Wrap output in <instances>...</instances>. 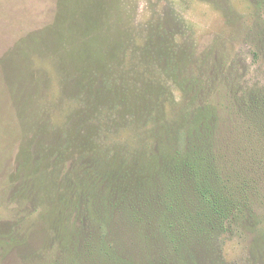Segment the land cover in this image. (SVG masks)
<instances>
[{
  "label": "trees",
  "instance_id": "16d2710c",
  "mask_svg": "<svg viewBox=\"0 0 264 264\" xmlns=\"http://www.w3.org/2000/svg\"><path fill=\"white\" fill-rule=\"evenodd\" d=\"M63 1L53 56L71 102L17 156L11 202L37 214L1 225L0 255L42 228L41 264H225L223 236L245 233L259 264L264 88L236 70L231 44L264 55V0L249 21L204 0L225 4L233 41L203 48L172 9L131 25L118 0Z\"/></svg>",
  "mask_w": 264,
  "mask_h": 264
},
{
  "label": "rangeland",
  "instance_id": "374dc122",
  "mask_svg": "<svg viewBox=\"0 0 264 264\" xmlns=\"http://www.w3.org/2000/svg\"><path fill=\"white\" fill-rule=\"evenodd\" d=\"M121 9L129 18V24H142L151 20L154 12L172 9L188 22L194 31L198 46L203 48L220 38L233 41L232 29L228 26L223 11V4L217 5L204 0H118ZM73 3V0H70ZM63 0H0V236L7 228L1 225L10 222L20 227L21 212H33V204L19 209L12 201L13 187L10 176L16 170L17 156L22 146L30 138L37 136L38 128L46 125H59L64 120L71 102L62 94V82L66 74L61 75L56 42L60 32L68 29L60 18L65 12ZM228 11L234 17H244L248 21L254 13L251 0H229ZM68 13V11H67ZM121 15V14H120ZM117 24L122 17L112 15L110 19ZM54 30V32H53ZM64 37H67L65 31ZM251 42L240 40L231 44L234 48L236 70L244 75L250 87L264 88V55L255 59L252 55ZM67 47V40L63 43ZM64 51V50H63ZM62 51V52H63ZM62 52L58 55H62ZM25 89V90H24ZM177 101L182 95L174 90ZM64 104V105H60ZM71 106H74L72 104ZM32 129H31V128ZM30 128V129H29ZM40 129V128H39ZM260 142L256 143L257 153L264 154V130L260 131ZM42 139V138H39ZM43 140V139H42ZM185 146V142H182ZM251 161V160H250ZM259 181L256 184L260 192L262 206L264 199V159L259 161ZM18 210V211H17ZM262 220L261 230L264 235V206L259 211ZM37 215H34V218ZM38 224H40L38 222ZM47 232L42 228L30 236L28 242L20 238L21 245L14 248L7 256L0 255V264H25L32 254L37 256L35 264H41L40 252L46 247ZM224 239L225 264H255L252 248L256 241L254 235L227 234ZM8 251V250H7ZM264 264V249L261 250ZM6 253V252H5ZM24 262V263H23Z\"/></svg>",
  "mask_w": 264,
  "mask_h": 264
}]
</instances>
